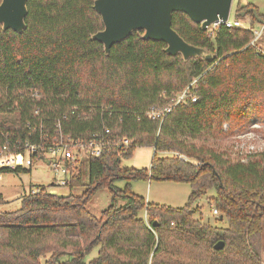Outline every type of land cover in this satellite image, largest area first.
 Instances as JSON below:
<instances>
[{"label":"trees","instance_id":"16d2710c","mask_svg":"<svg viewBox=\"0 0 264 264\" xmlns=\"http://www.w3.org/2000/svg\"><path fill=\"white\" fill-rule=\"evenodd\" d=\"M92 3L27 0L22 32L0 25V147L43 143L28 166L0 173L29 171L59 133L88 141L108 128L109 138L126 136L129 145L67 163L65 185L83 186L81 193L53 194L37 184L41 190L29 188L12 207L0 194V264H79L94 247L88 264H147L149 256L151 264H264V148L241 154L228 141L264 122V54L250 43L256 19L248 13V28L220 25L209 35L174 11L171 26L211 51L210 60L168 55L164 42L141 38L142 30L105 54L90 37L103 27ZM249 5L237 2L235 18ZM183 90L187 96L176 102ZM150 106L169 110L151 119ZM139 146L153 150L149 166L124 167ZM115 178L187 182L190 192L184 206L172 207L147 202L128 185L114 187ZM100 187L124 203L96 216L86 204ZM208 190L225 226L193 216L192 201Z\"/></svg>","mask_w":264,"mask_h":264},{"label":"rangeland","instance_id":"374dc122","mask_svg":"<svg viewBox=\"0 0 264 264\" xmlns=\"http://www.w3.org/2000/svg\"><path fill=\"white\" fill-rule=\"evenodd\" d=\"M237 2L253 3L259 12H264V0H232L228 16L231 20L234 19L235 5ZM248 20L250 21L249 16ZM240 21H242L244 26L249 25L247 21H243L241 18ZM261 26L262 25L260 23L255 22L252 30H258ZM257 45L264 50V26L261 32V37L257 41ZM228 141L233 148L240 151L241 154L263 149L264 122H253L241 131L236 130L234 134L228 136ZM152 153L153 150L150 147H136L131 156L122 159V164L124 167H148ZM25 166H28L27 161L25 162ZM64 177L65 174L62 170H54L45 158H40L35 160L30 165L29 171L1 172L0 194H2L5 199L11 201L8 206L12 207L17 205L19 197L24 191L35 187L37 184L47 186L54 183L53 187H55L56 192L59 194H67L70 191L77 194L83 191V186H77L70 189L69 186L65 184L60 185L59 181ZM87 180V165L84 164L83 181L87 182ZM112 185L119 189L128 185L132 192L143 197L145 201L165 204L172 207L184 206L190 192V186L187 182L153 178H115L112 180ZM213 195V191L208 190L207 193L198 196L192 201L191 207L194 210L193 216L212 225L225 226L227 224L226 219L224 217L219 218V213L212 212L213 207L211 203H209V197ZM112 202L119 205L124 203V199L121 196H116L115 200H112L109 189L107 187H100L94 191L86 206L94 215L97 216ZM96 252L97 247L92 248L90 252L84 255L83 261L79 264H88V261L96 255ZM66 258L67 257L64 255L60 258V260H64Z\"/></svg>","mask_w":264,"mask_h":264},{"label":"water","instance_id":"95a60500","mask_svg":"<svg viewBox=\"0 0 264 264\" xmlns=\"http://www.w3.org/2000/svg\"><path fill=\"white\" fill-rule=\"evenodd\" d=\"M232 0H93L92 7L100 15L103 27L91 34V39L102 44L105 54L110 47L125 39L132 31L142 30L140 37L165 43L168 55L180 54L184 60L191 57L212 59L214 54L204 47L191 44L171 26L172 13H185L202 29L217 20L228 18ZM27 0H0V25L22 32L25 27ZM251 13L256 22L264 26V17L253 5L240 10L237 15L244 17ZM50 193H57L56 189ZM222 241H217L214 249H220Z\"/></svg>","mask_w":264,"mask_h":264},{"label":"built area","instance_id":"2783aa9c","mask_svg":"<svg viewBox=\"0 0 264 264\" xmlns=\"http://www.w3.org/2000/svg\"><path fill=\"white\" fill-rule=\"evenodd\" d=\"M220 25H224L225 27H233V26H241V27H249V25L244 26L240 19L235 18L230 19L229 17L225 20H217L212 22L207 26L206 30L209 35H213L214 31ZM263 26H261L258 30H252L253 37L250 40L257 51L264 54V50H262L258 45L257 41L261 37ZM187 96L186 90L180 92L176 97V102L180 99H183ZM191 100L194 101L195 96H190ZM169 110L168 108H156L155 106H150L146 111V116L151 119H162L165 112ZM59 127V123L55 124ZM225 126V125H224ZM108 128H103L100 131H96L93 133L91 138L88 141H77L74 139H70L68 137H64L61 133H59L58 137H53L52 141L47 145V149L43 152L41 158H45L47 162L51 165L54 170H62L65 174V177L59 181V184H65L66 175H68L69 170L67 168V163L77 164L80 159L85 156H98L104 150H108L113 146H128L129 140L126 136H122L118 138H109L107 136ZM41 141L31 142L26 141L23 144V151L15 150L9 148L7 145H2L0 147V169L1 168H9L13 169L16 166H25V162L29 161V155L36 152L41 146ZM26 160V161H25ZM58 184V183H57ZM54 183L51 185H47V189L49 191L55 187ZM30 192H38L41 190L39 185H36L33 188L29 189ZM213 213H218L215 207L212 208ZM143 218L148 226L152 229L151 225L148 223L147 214L143 212ZM147 264H151V256H149Z\"/></svg>","mask_w":264,"mask_h":264},{"label":"crops","instance_id":"0c3cea01","mask_svg":"<svg viewBox=\"0 0 264 264\" xmlns=\"http://www.w3.org/2000/svg\"><path fill=\"white\" fill-rule=\"evenodd\" d=\"M245 3H248V2H244V3H240V4H245ZM253 4V3H252ZM254 6H255V4H253ZM236 6V5H235ZM262 14H264V12H262ZM243 21H247V22H249V20H248V16H244V17H242L241 18Z\"/></svg>","mask_w":264,"mask_h":264}]
</instances>
